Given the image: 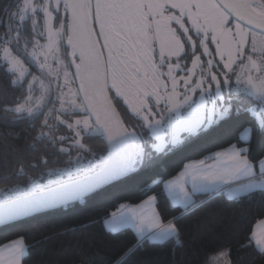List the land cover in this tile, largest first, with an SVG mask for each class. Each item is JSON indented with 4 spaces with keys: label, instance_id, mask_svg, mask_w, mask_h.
Here are the masks:
<instances>
[{
    "label": "snow or ice",
    "instance_id": "obj_1",
    "mask_svg": "<svg viewBox=\"0 0 264 264\" xmlns=\"http://www.w3.org/2000/svg\"><path fill=\"white\" fill-rule=\"evenodd\" d=\"M0 28V122L25 133L0 136V230L137 181L146 198L103 219L135 242L85 261L128 264L145 246L174 255L176 221L214 200L264 198V0H10ZM197 141L218 150L166 178ZM161 199L180 216L165 223ZM39 243L0 244V264H31ZM241 247L264 256V219Z\"/></svg>",
    "mask_w": 264,
    "mask_h": 264
},
{
    "label": "trees",
    "instance_id": "obj_2",
    "mask_svg": "<svg viewBox=\"0 0 264 264\" xmlns=\"http://www.w3.org/2000/svg\"><path fill=\"white\" fill-rule=\"evenodd\" d=\"M9 2L0 0V8ZM0 85L7 86L2 72ZM9 92L12 103L16 102V96H21L19 90L13 92L9 89ZM9 132L25 135L22 126L0 122V136L7 137ZM94 143V150L102 147L101 141ZM205 149L218 150L197 141L182 152L169 156L161 171L170 173L166 178H171L182 170L184 164L207 155ZM2 187L4 185L0 184ZM145 198L139 196L137 181L114 183L68 207L23 221L18 228L0 230V244L23 236L29 244L40 241L32 250L31 264H40L41 261L44 264H85L97 252L101 256H110L122 252L135 242V232L131 227L118 234H108L104 230L103 219L106 213L116 211L120 204H138ZM157 208L165 223L173 216H180L182 211L180 207L170 205L166 199H161ZM261 219H264V198L260 196L242 203L228 202L226 198L214 200L176 221L184 246L178 248L174 255L172 243L145 246L129 259L128 264H205V261L223 252L228 253L231 264H264V256L251 247H241ZM92 264H109V261L97 256Z\"/></svg>",
    "mask_w": 264,
    "mask_h": 264
},
{
    "label": "rangeland",
    "instance_id": "obj_3",
    "mask_svg": "<svg viewBox=\"0 0 264 264\" xmlns=\"http://www.w3.org/2000/svg\"><path fill=\"white\" fill-rule=\"evenodd\" d=\"M223 253L226 254V255L224 257H222L221 259H218V260L214 261V264H225V261H230L228 253L227 252H223ZM220 254L218 256H216V257H219ZM230 264H231V261H230Z\"/></svg>",
    "mask_w": 264,
    "mask_h": 264
},
{
    "label": "water",
    "instance_id": "obj_4",
    "mask_svg": "<svg viewBox=\"0 0 264 264\" xmlns=\"http://www.w3.org/2000/svg\"><path fill=\"white\" fill-rule=\"evenodd\" d=\"M121 115H122V114H121ZM110 185H111V184H110ZM107 186H109V185H106V186H104L103 188H105V187H107ZM103 188H101V189H103ZM101 189H98V190H96V191H94V192L89 193V194H88L86 197H84V198H87V197H89V196L95 194L96 192H98V191L101 190ZM84 198H83V199H84ZM80 200H82V199H80ZM80 200H75V201H73L71 204L76 203V202H78V201H80ZM61 208H64V207H61ZM61 208L53 209V210H50V211L59 210V209H61ZM50 211H48V212H50Z\"/></svg>",
    "mask_w": 264,
    "mask_h": 264
},
{
    "label": "crops",
    "instance_id": "obj_5",
    "mask_svg": "<svg viewBox=\"0 0 264 264\" xmlns=\"http://www.w3.org/2000/svg\"><path fill=\"white\" fill-rule=\"evenodd\" d=\"M134 230V229H133Z\"/></svg>",
    "mask_w": 264,
    "mask_h": 264
}]
</instances>
